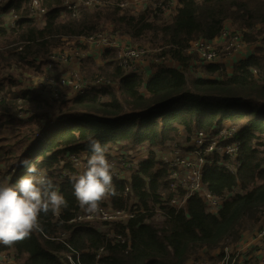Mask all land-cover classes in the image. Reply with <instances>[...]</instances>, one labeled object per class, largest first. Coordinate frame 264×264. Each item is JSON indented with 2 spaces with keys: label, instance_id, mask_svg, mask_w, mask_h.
Returning <instances> with one entry per match:
<instances>
[{
  "label": "trees",
  "instance_id": "trees-1",
  "mask_svg": "<svg viewBox=\"0 0 264 264\" xmlns=\"http://www.w3.org/2000/svg\"><path fill=\"white\" fill-rule=\"evenodd\" d=\"M39 1L46 10L43 24L32 16L31 0H9L0 8V93L5 96L0 133L14 140L9 147L0 145V180L14 185L25 175L21 162L28 159L52 180L68 207L41 214L43 231L11 247L0 244V264H72L62 254L74 261L80 257L83 264H192L214 253L223 257L246 233L258 231L264 224V0H153L141 10L123 7L125 0H101L76 16L66 0ZM12 9L11 26L1 15ZM103 33L146 48L153 71H144L145 62L130 71L109 51L103 63L89 57L80 67L86 80H119L116 86L94 87L57 102L27 84L32 74L43 73L39 61L64 39ZM236 36L254 54L229 73L224 58ZM221 39L217 62L204 64L196 51L183 50L194 41ZM51 107L58 111L50 113ZM226 122L241 129L236 161L205 149L196 158L205 160L202 177L211 194L235 195L216 216L207 213L200 197L189 198L182 209L163 205V198L170 203L186 193L172 186L160 154L175 146L195 152L190 147L195 134H209ZM92 139L106 148L109 162L117 161L113 166L119 164V175L112 168L116 194L102 205L143 209L136 220L72 223L82 209L71 178L86 168L77 169L67 155L90 158ZM226 163H236V170ZM120 167H126V175ZM1 254L13 263H4ZM256 262L250 258L243 264Z\"/></svg>",
  "mask_w": 264,
  "mask_h": 264
},
{
  "label": "built area",
  "instance_id": "built-area-1",
  "mask_svg": "<svg viewBox=\"0 0 264 264\" xmlns=\"http://www.w3.org/2000/svg\"><path fill=\"white\" fill-rule=\"evenodd\" d=\"M152 2L153 0H125L122 4L125 8L137 9L143 7V2ZM8 3L9 0L0 2V8L4 5L1 3ZM101 3V0H66L65 6L76 16L83 8H90ZM149 5V4H148ZM146 5V7L148 6ZM145 8V7H144ZM30 12L32 16L41 19L46 13V10L41 7L39 0H31ZM13 14L15 11L13 10ZM2 19L10 21L8 25L15 19L14 15L7 17L5 14L1 15ZM123 40L114 37L110 33L98 34L93 37H80L73 40L64 39L61 47L51 54L47 59L40 60L42 64L41 76H35L29 82L31 88L39 91L41 94H48L53 101L61 102L70 97L71 92L75 93H89L94 87H101L105 85L116 86V82L111 81H89L86 80L81 71V62L85 58L94 57L97 60L102 58L109 52L113 51L116 54L117 61L120 65L128 68L130 71H138L140 65L144 62V58L148 55L146 48L133 47L127 43L121 42ZM87 49V51H83ZM248 48L242 38L239 36L233 37L230 45L227 47V54L235 55ZM187 52L196 51L199 54L200 60L204 64L213 63L221 60V53L219 46L215 45L213 41L198 40L191 42L188 46L183 48ZM228 57V56H226ZM230 57V56H229ZM45 96V95H44ZM5 97V96H4ZM3 96L0 93V103ZM19 103L23 101L20 99ZM239 127L224 124L215 131L205 134L197 133L191 140L190 147L195 149V152L183 153L178 147H171L160 154V160L165 165L169 166V180L174 183V188H181L185 191V198H174L170 203H167L163 198V205L169 204L175 209H182L187 205L189 198L200 197L204 200L208 212L212 215H217L224 202L233 197L235 194L230 193L226 197H217L211 194L203 182L202 172L204 159H197V153L200 150L208 152H217L221 156H230L236 161L239 152V142L237 134L240 132ZM197 154V155H196ZM77 169L83 170L86 168L87 161L81 162L79 157L73 161L69 157ZM3 165L0 162V167ZM230 170H236V163L226 166ZM235 168V169H233ZM0 183H2L0 181ZM159 207V206H158ZM103 212L96 216H90L85 211L78 212L72 223H92V222H107V223H127L131 220H136L138 215L143 212V209L138 210H124L113 209L111 207L103 206ZM159 212V211H158ZM256 240L259 241L260 253L264 254V224L258 230ZM249 248V247H248ZM67 257L72 264H83L80 257L75 261L72 255L62 254ZM4 263H13V259L5 254H1ZM250 260L246 248L235 249L232 252L227 251L223 257L210 260L207 258L193 262V264H243ZM263 263V260H261Z\"/></svg>",
  "mask_w": 264,
  "mask_h": 264
},
{
  "label": "clouds",
  "instance_id": "clouds-1",
  "mask_svg": "<svg viewBox=\"0 0 264 264\" xmlns=\"http://www.w3.org/2000/svg\"><path fill=\"white\" fill-rule=\"evenodd\" d=\"M88 148L92 154L86 170L71 179L80 208L96 216L103 212L102 204L116 194V189L106 148L95 139L90 140ZM21 166L26 173L14 185L0 183V244L8 247L43 231L41 214H59L68 207L65 197L34 162L24 159Z\"/></svg>",
  "mask_w": 264,
  "mask_h": 264
},
{
  "label": "rangeland",
  "instance_id": "rangeland-1",
  "mask_svg": "<svg viewBox=\"0 0 264 264\" xmlns=\"http://www.w3.org/2000/svg\"><path fill=\"white\" fill-rule=\"evenodd\" d=\"M2 4H6V2H3V3H1V5ZM149 3L148 2H143L141 5H143V7H139V8H137L138 10H141V9H143L144 7H146V5H148ZM7 17H11L12 15H14V17H15V14H13V9L8 13V14H5ZM166 17H170L169 15H167V13H166ZM39 21H40V23L41 24H43V20L42 19H38ZM121 42H124V43H127L126 41H121ZM87 49L88 48H86V49H83L82 48V50L83 51H87ZM233 53L231 52V54H228L227 56L228 57H226V58H224V59H227V58H229V56H233L232 55ZM116 55V54H115ZM100 61H102V60H100ZM144 62H145V64L148 66V69L147 70H144L145 72H147V73H151L153 70H152V65H151V53H149V55H147L145 58H144ZM44 73V72H43ZM199 75H201L200 73H199ZM28 81H29V79H28ZM27 84L31 87V85H30V83L29 82H27ZM2 94V96H3V98H4V95H3V93H1ZM46 97H47V99L49 100V101H51V97L46 93V94H44ZM74 95H78V93H75V92H71V94H70V97H72V96H74ZM10 111L11 112H13V113H17L18 115L19 114H21V113H23V111H19V109H16V108H12V109H10ZM48 111L50 112V113H55L56 111H58L56 108H53V107H51L50 109H48ZM225 124H227V125H231V123L230 122H226ZM233 126V125H232ZM235 127V126H234ZM37 137H39V136H37ZM2 138L3 139H6V140H2ZM0 145L1 146H5V147H9L12 143H13V141L14 140H11V138H10V136H9V133H7L6 131H2L1 133H0ZM185 144L183 143V146H184ZM179 148V147H178ZM40 149V147L37 149V150H39ZM179 150L181 151V152H185V153H187L189 150H187V148H179ZM159 152V154H160V152L161 151H158ZM2 155H3V151H0V162H2L1 160H2ZM67 157H72L71 155H67ZM72 159H73V161L76 163V161H75V159H76V157H72ZM80 159H81V162H83L84 160H88L89 159V157L88 156H86V154H83L81 157H80ZM41 159H38V161H40ZM118 161H119V159H118ZM14 162L15 163H18V162H20L19 161V159H14ZM112 163H117V161L116 160H114L113 159V161L112 162H110V164L112 165ZM131 164V163H130ZM129 164V165H130ZM219 164H222V163H219ZM227 165H230L229 163H226L225 164V166H227ZM113 166V165H112ZM3 167H4V165H2L1 167H0V171H2L3 170ZM6 167H7V164H6ZM113 168L115 169V170H117V173H118V175H119V164H117L116 166H113ZM233 169H235V168H233ZM120 170L123 172V174L124 175H126V171H128L127 169H126V167H120ZM6 171H7V169L5 170V172L4 173H6ZM9 179H13V174L12 175H8L7 176ZM1 181V180H0ZM207 213L208 214H210L209 212H208V209H207ZM97 225L96 226H101V223H96ZM257 233H258V231H250V232H248V233H246L245 235H244V239H243V242L244 243H246L248 240V238H250V237H255V238H257ZM251 247V246H250ZM246 248V252L248 253V257H250V258H252V260L253 261H257L256 262V264H264V254H262V253H259V251H260V249L259 250H257L256 249V247H254V248ZM257 247L259 248V245H257ZM239 248H237V250H238ZM253 256H257L258 258H253ZM261 260H263V263H262V261ZM17 264H18V262H17Z\"/></svg>",
  "mask_w": 264,
  "mask_h": 264
},
{
  "label": "crops",
  "instance_id": "crops-1",
  "mask_svg": "<svg viewBox=\"0 0 264 264\" xmlns=\"http://www.w3.org/2000/svg\"><path fill=\"white\" fill-rule=\"evenodd\" d=\"M223 39H221V40H217V41H213V43L215 44V45H221V44H223ZM254 54V49L253 48H250V47H248V48H246L245 50H243V51H241V52H239V53H236L235 55H233V56H230L229 58H227V59H224V62L226 63V65H227V67H228V70H229V73H232L233 72V70H234V67H235V65L236 64H238L239 62H241V61H243V60H245V59H247V58H249V57H251L252 55ZM103 59V58H102ZM99 61V60H98ZM99 62H101V63H103L102 61H99ZM7 72V71H6ZM41 75H43V73L42 74H32L31 76H30V78H29V81H27V82H30L31 81V79L33 78V77H35V76H41ZM245 238V237H244ZM248 241L246 242V243H244L243 242V240L239 243V244H237L234 248L235 249H237V248H239V249H242V248H247V247H250L251 249L252 248H254V247H256V249L257 250H259V248L257 247V245H259V241L258 240H256V238L255 237H250V238H248L247 239ZM259 253H260V251H259ZM257 257V256H256ZM204 258H207V259H210V260H214V259H217L218 258V254L217 253H214V254H212V255H210V256H202L201 257V259H204ZM200 259V260H201ZM189 264H191V263H189ZM193 264V263H192Z\"/></svg>",
  "mask_w": 264,
  "mask_h": 264
}]
</instances>
